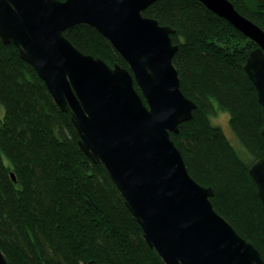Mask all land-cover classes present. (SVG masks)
<instances>
[{"label":"trees","instance_id":"obj_1","mask_svg":"<svg viewBox=\"0 0 264 264\" xmlns=\"http://www.w3.org/2000/svg\"><path fill=\"white\" fill-rule=\"evenodd\" d=\"M231 1L264 28V0ZM143 14L176 30L173 62L197 107L171 136L189 173L212 186L214 208L264 258V205L249 172L264 158V112L244 68L258 45L199 0H156ZM65 35L84 53L129 67L95 28L80 23ZM0 85V249L9 263L165 264L104 164L80 147L71 109L60 108L18 47L1 37ZM221 110L243 153L213 123Z\"/></svg>","mask_w":264,"mask_h":264},{"label":"water","instance_id":"obj_2","mask_svg":"<svg viewBox=\"0 0 264 264\" xmlns=\"http://www.w3.org/2000/svg\"><path fill=\"white\" fill-rule=\"evenodd\" d=\"M155 1L0 0V37L18 47L60 108L71 109L80 147L104 164L165 264H264L260 250L214 208L212 186L191 176L171 136L197 103L182 90L173 62L175 28L143 14ZM199 1L258 45L244 68L264 112V28L231 0ZM80 23L101 32L129 67L76 47L65 31ZM249 172L264 205V158ZM0 264H10L1 249Z\"/></svg>","mask_w":264,"mask_h":264},{"label":"rangeland","instance_id":"obj_3","mask_svg":"<svg viewBox=\"0 0 264 264\" xmlns=\"http://www.w3.org/2000/svg\"><path fill=\"white\" fill-rule=\"evenodd\" d=\"M4 114V108L0 103V115ZM213 123L222 127L225 131L226 135L230 139V141L234 144V146L239 150L241 153L244 152V148L242 147L241 143L233 133L230 124H229V113L225 111H219L216 116L213 117Z\"/></svg>","mask_w":264,"mask_h":264}]
</instances>
